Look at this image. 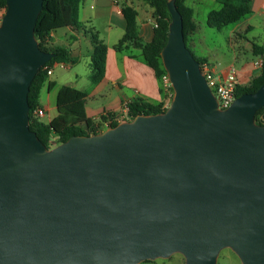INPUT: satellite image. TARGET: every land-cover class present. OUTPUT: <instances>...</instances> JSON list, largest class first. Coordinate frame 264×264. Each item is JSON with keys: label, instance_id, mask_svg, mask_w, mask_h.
Masks as SVG:
<instances>
[{"label": "water", "instance_id": "95a60500", "mask_svg": "<svg viewBox=\"0 0 264 264\" xmlns=\"http://www.w3.org/2000/svg\"><path fill=\"white\" fill-rule=\"evenodd\" d=\"M160 59L168 107L46 146L28 91L52 57L34 35L42 0L0 20V264H264V84L219 108L175 0Z\"/></svg>", "mask_w": 264, "mask_h": 264}, {"label": "trees", "instance_id": "16d2710c", "mask_svg": "<svg viewBox=\"0 0 264 264\" xmlns=\"http://www.w3.org/2000/svg\"><path fill=\"white\" fill-rule=\"evenodd\" d=\"M82 0H42V10L40 11L34 27V35L38 40L41 50L53 52L55 55L48 60L35 74L28 91L29 104V128L33 130L38 138L46 145L50 146L67 140L72 135H89L101 132L103 122L111 119L110 126L118 122L113 120L115 114L102 115L98 120H93L86 116L85 103L87 93L70 85H62L58 88L55 98L56 115L48 122H43L33 115V110L39 107L38 98L42 85L48 80L47 69L52 67L54 62H74L72 55L66 46H55L50 43V33L63 27L79 28L78 12ZM123 0L120 4V11L124 19V33L113 45L116 51L129 48L138 49L142 61L152 70L160 84L162 91L161 77L165 74L161 59L160 50L167 39L168 24L170 16L166 3L168 0H143L153 8V15L156 26L153 27L152 37L144 41L138 34V24L136 21L137 10L131 4ZM186 0H175L178 11L182 16V32L188 47V37L196 28L193 20L194 11L185 4ZM220 7L208 12L206 24L209 27L221 30L223 27L233 25L242 20L252 12V0H216ZM0 7L5 8V0H0ZM89 39L92 45L89 66L91 69L90 78L93 82H98L104 74V63L107 46L91 29L88 30ZM189 48V47H188ZM254 55H262L263 47L252 43ZM195 56V55H194ZM200 65L205 62L203 58L196 57ZM51 86V83H48ZM264 84V62L257 75L243 86L236 85L235 95L244 92H253L260 85ZM169 91L173 93L171 86ZM172 96V95H171ZM163 102H148L136 99L127 105L126 116L131 119L137 114H155L162 112ZM255 121L264 124V106L257 110ZM148 260H145L147 262Z\"/></svg>", "mask_w": 264, "mask_h": 264}, {"label": "crops", "instance_id": "0c3cea01", "mask_svg": "<svg viewBox=\"0 0 264 264\" xmlns=\"http://www.w3.org/2000/svg\"><path fill=\"white\" fill-rule=\"evenodd\" d=\"M135 1L139 3V6L134 3ZM122 2L123 0H82L78 12L80 27H63L61 34L57 33L59 30L50 33V43L55 46L68 47L74 62L68 63L67 71L70 72V76L66 77L65 80L67 81H62L63 77L53 67L48 80L40 89L38 103L39 107L44 109V115L49 114L51 109L55 110L48 117L47 122L56 115L55 98L58 88L62 85H70L87 93L85 113L87 117L93 120H98L102 115L115 114L117 116L122 114L124 108L136 99L148 102H164L169 98V89L162 86V91H160V84L153 70L142 61L138 49L129 48L116 51L113 48V45L124 33V19L120 11ZM126 3L133 5L137 10L136 21L139 36L144 41L150 40L155 21L153 8L143 0H127ZM256 18H259L264 24V0H252V12L243 20L233 24L228 39L231 47L241 43L239 54L250 51L254 55L252 48L254 42L247 39V34L253 29L252 20ZM90 29L107 46L104 74L96 83L90 78L89 62L92 52L88 32ZM196 31L197 24L188 37V46L191 48L198 46L195 40ZM84 39L89 40L90 46L83 57L81 42ZM255 56L261 57L264 62V48L262 55ZM196 57L203 58L205 62L210 64L216 76H224L228 68L234 66L233 62L224 66L219 64L216 66L211 63L206 55ZM238 58L237 55H234L235 60ZM255 60H241L237 67L234 66L237 71V85H246L253 76L258 74L260 69L254 66ZM80 65H84L86 68L84 74L79 71ZM49 82L51 86H49ZM42 90L46 92L44 97H41Z\"/></svg>", "mask_w": 264, "mask_h": 264}, {"label": "rangeland", "instance_id": "374dc122", "mask_svg": "<svg viewBox=\"0 0 264 264\" xmlns=\"http://www.w3.org/2000/svg\"><path fill=\"white\" fill-rule=\"evenodd\" d=\"M139 6L137 1L134 2ZM185 4L191 7L194 11L193 19L197 24V31L195 32V40L198 43V46L195 48L189 47L192 53L195 56L206 55L212 64L216 66H224L228 63L233 62L234 66H238L241 60H251L257 59L258 56L252 55L250 51L240 52L241 43L239 42L236 46L231 47L229 43L228 36L231 34V29L234 25H229L223 27L221 30L216 28L209 27L206 24L207 14L210 10L220 7V4L216 0H186ZM243 20V19H242ZM253 29L248 31L247 39L250 41L262 46L264 48V24L259 18L252 20ZM57 33L61 34L62 28ZM66 44L65 42H63ZM77 45V43H76ZM90 42L88 39H84L81 42V52L83 57L89 49ZM234 55H237L239 58L234 59ZM219 64V65H218ZM57 72L63 77L62 81L65 80L70 72L67 69L61 67H55ZM85 66L80 65L79 71L81 74L85 72ZM46 94L45 90L41 91V97H44ZM53 99V98H52ZM55 112L54 109H51L49 114L41 116L40 120L47 122L48 117ZM54 143V142H53ZM55 144H52L54 146ZM139 264H184V257L179 253H173L168 258H156L154 260H148L147 262L143 261ZM217 264H241L237 255L228 247L220 250L217 257Z\"/></svg>", "mask_w": 264, "mask_h": 264}, {"label": "built area", "instance_id": "2783aa9c", "mask_svg": "<svg viewBox=\"0 0 264 264\" xmlns=\"http://www.w3.org/2000/svg\"><path fill=\"white\" fill-rule=\"evenodd\" d=\"M4 11H5V8L0 7V20H1V17L3 15ZM154 26H156L155 21H154ZM262 64H263V60L261 57L257 58L254 61V66L259 68V69L261 68ZM56 66L67 69L69 65H68V63H64V62H54L52 64V67L47 69L48 75L51 73L52 68L56 67ZM200 69H201L202 74L204 75V78H205L208 86L211 88V90H212V92H213V94L217 100L218 107L219 108H226L233 101V99L236 97V95H235V87L237 85L236 68L234 66H230L224 76H216L214 74L210 64H208L207 62H203L200 65ZM161 83H162L163 87L169 89L170 83H169L168 76H167L166 72L161 77ZM171 95H172V93L170 92L169 96H168L169 98L163 102V104H162L163 110H165L168 107L170 99H171ZM127 110H128L127 107L124 108V112L122 114L117 115L113 120H115L116 122L119 123V122H122L126 119H129L126 116ZM44 113H45L44 109L41 107H37L33 110V115L37 118L43 116ZM111 121H112L111 119L105 120L103 122V127L104 128L109 127L111 124ZM52 144H54V143L51 142L50 146H52Z\"/></svg>", "mask_w": 264, "mask_h": 264}]
</instances>
